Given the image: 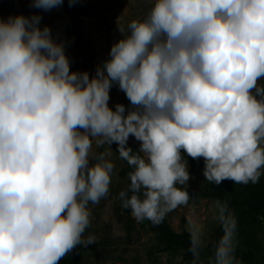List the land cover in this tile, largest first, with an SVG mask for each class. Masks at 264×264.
<instances>
[{"label":"clouds","instance_id":"clouds-1","mask_svg":"<svg viewBox=\"0 0 264 264\" xmlns=\"http://www.w3.org/2000/svg\"><path fill=\"white\" fill-rule=\"evenodd\" d=\"M41 19H0V264H59L94 243L82 236L89 203L109 193L112 144L131 169L117 199L137 221L159 224L188 204L185 155L202 159L216 185L264 174V0H152L92 77L70 71ZM113 84L129 108L108 106ZM93 141L108 151L90 159ZM215 208L222 235L209 264H240L236 217L226 201ZM189 236L197 264L202 227L191 224Z\"/></svg>","mask_w":264,"mask_h":264},{"label":"rangeland","instance_id":"rangeland-1","mask_svg":"<svg viewBox=\"0 0 264 264\" xmlns=\"http://www.w3.org/2000/svg\"><path fill=\"white\" fill-rule=\"evenodd\" d=\"M86 10L81 12L76 2L71 6L64 0L60 7L48 11L32 7V0H0V19L23 15L42 17L39 27L47 26L53 39L64 46L69 60L70 71L87 72L95 75L97 66L108 60L111 46L127 34V25L133 19H143L152 0H75ZM124 29V33H120ZM264 85V79L258 81ZM108 106L115 110V105L130 107L125 94L113 84L110 89ZM127 145L138 151L139 142L129 137ZM106 158L114 165L109 193L99 203L88 205L90 224L82 239L94 237V243L85 244L84 264H193L183 258L181 252H163L157 243L156 234L147 223L137 221L131 214L122 212L118 193L125 189L127 177L122 173L123 162L115 149ZM108 146L97 147L93 141L92 155L107 152ZM91 162H95L92 160ZM192 179L187 190L206 183L202 175L203 167H194L188 163ZM264 172V170H262ZM264 178L262 174L258 181ZM252 183V182H251ZM215 201L210 198L189 199L187 205L178 206L165 215L169 227L177 234L189 233L191 224L203 229L205 246L208 245L219 227L216 219ZM237 251L255 253L252 264H264V224L242 230L235 240ZM210 257L199 258L197 264H209Z\"/></svg>","mask_w":264,"mask_h":264},{"label":"trees","instance_id":"trees-1","mask_svg":"<svg viewBox=\"0 0 264 264\" xmlns=\"http://www.w3.org/2000/svg\"><path fill=\"white\" fill-rule=\"evenodd\" d=\"M81 12L86 14L84 6L75 1ZM128 146V145H127ZM116 151V145L112 144ZM129 147V146H128ZM136 151V150H133ZM118 154V153H117ZM183 155V153H182ZM184 159L194 167H203V160H193L185 155ZM122 173L127 177V173L131 170L126 161H123ZM129 181L127 179L126 187ZM191 199L210 198L213 200L226 201L229 209L233 212L237 220V230L235 240L238 234L249 227L264 224V178L256 183L240 184L229 180L223 181L220 185L215 183H206L197 188L188 189ZM120 208L122 212L131 214L130 209ZM157 236L158 246L163 252H181L183 258L188 262H193L194 257L189 252L190 236L189 233L183 232L177 234L169 227L165 218L159 224H153L149 220H143ZM222 235V229H216L211 242L204 246L200 252V258L210 257L213 259V245ZM83 240V239H82ZM86 247L84 243L77 245L71 252L64 256L59 264H84ZM256 254L250 251H237L235 249V257L240 264H252ZM264 259V254L261 256Z\"/></svg>","mask_w":264,"mask_h":264}]
</instances>
